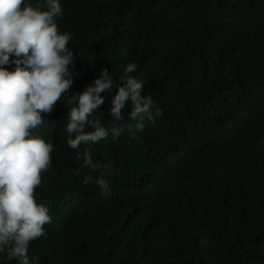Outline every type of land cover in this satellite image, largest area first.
<instances>
[{"label":"trees","instance_id":"1","mask_svg":"<svg viewBox=\"0 0 264 264\" xmlns=\"http://www.w3.org/2000/svg\"><path fill=\"white\" fill-rule=\"evenodd\" d=\"M60 3L75 68L33 130L56 147L35 191L52 222L30 243V264H264V0ZM128 63L163 114L137 129L129 102L119 138L109 130L80 146L107 165L102 195L99 171L82 170L93 179L86 186L75 174L67 101L104 68L119 83ZM115 91L90 119H111ZM0 264L19 262L5 251Z\"/></svg>","mask_w":264,"mask_h":264},{"label":"clouds","instance_id":"2","mask_svg":"<svg viewBox=\"0 0 264 264\" xmlns=\"http://www.w3.org/2000/svg\"><path fill=\"white\" fill-rule=\"evenodd\" d=\"M63 15L60 0H38L35 6L25 0H0V253L6 251L7 258L19 264H30V243L46 235L44 226L52 222L49 209L37 203L35 191L42 174L52 166L56 146L33 130L44 123L43 115L52 113L73 84L69 67L75 68V56L68 47L72 35L61 33L57 24ZM11 64L14 71L5 67ZM137 67L128 63L119 83L104 68L91 85L67 101L75 106L67 114L70 135L66 144L76 151L75 159L82 161L75 174L82 176L86 186L93 179L82 170L99 171L94 182L102 195L110 192L104 172L107 165L94 162L88 149L81 154L80 146L106 139L109 130L113 140L119 138L124 131L119 124L125 119L122 110L129 102L128 119L139 121L137 129L142 130L145 117L154 123L163 114L159 108L153 112L154 101L142 94L143 81L130 75ZM113 89L111 119L106 124L90 119L105 103L102 93Z\"/></svg>","mask_w":264,"mask_h":264}]
</instances>
